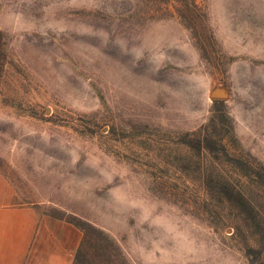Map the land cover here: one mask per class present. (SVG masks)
Masks as SVG:
<instances>
[{"label":"rangeland","instance_id":"obj_1","mask_svg":"<svg viewBox=\"0 0 264 264\" xmlns=\"http://www.w3.org/2000/svg\"><path fill=\"white\" fill-rule=\"evenodd\" d=\"M0 175L79 264H264V0H0Z\"/></svg>","mask_w":264,"mask_h":264},{"label":"crops","instance_id":"obj_2","mask_svg":"<svg viewBox=\"0 0 264 264\" xmlns=\"http://www.w3.org/2000/svg\"><path fill=\"white\" fill-rule=\"evenodd\" d=\"M12 200L11 186L0 175V264H72L81 231Z\"/></svg>","mask_w":264,"mask_h":264},{"label":"trees","instance_id":"obj_3","mask_svg":"<svg viewBox=\"0 0 264 264\" xmlns=\"http://www.w3.org/2000/svg\"><path fill=\"white\" fill-rule=\"evenodd\" d=\"M223 190H225V191H223V192H225L226 194L228 193V189H227V188H223ZM239 196H240V194H239ZM60 219H61V218H60ZM68 222H69V221H68ZM70 223H71V222H70ZM72 224H73V223H72ZM73 225H75V224H73ZM75 226L80 230V228H79L77 225H75ZM85 242H86V237L83 236V237L81 238L80 244H79V246H78V248H77V250H76V253H75V255H74V259H73L72 264H79L80 259H81V257H82L83 247H84V245H85Z\"/></svg>","mask_w":264,"mask_h":264}]
</instances>
